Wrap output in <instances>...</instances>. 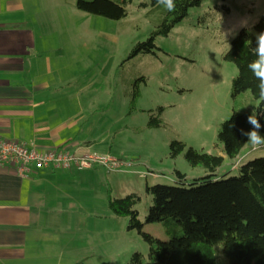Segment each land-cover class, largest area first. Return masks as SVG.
Here are the masks:
<instances>
[{
  "label": "rangeland",
  "instance_id": "374dc122",
  "mask_svg": "<svg viewBox=\"0 0 264 264\" xmlns=\"http://www.w3.org/2000/svg\"><path fill=\"white\" fill-rule=\"evenodd\" d=\"M152 1L132 0L127 15L119 20L81 11L77 0L44 1V13L53 28L68 32L65 45L72 56L74 52L84 56L79 79L88 85L87 99L97 98L98 139L112 143L110 154L133 163L121 171L99 167L87 172L90 176L77 188L81 211L65 220L71 229L63 234L64 242H78L79 249L63 264H132L134 253L148 255V237L170 243L174 231L149 218L152 196L146 191L147 183L176 185L175 170L188 181L205 175L203 167L190 165L184 152L173 157L171 141L181 140L187 147L221 155L223 148L217 139L221 124L234 109L252 111L259 102L251 90L232 97L238 70L224 55L236 35L226 38L224 31L246 17L259 22L264 0H204L190 8L168 35L156 37L155 53L130 57L134 45L146 40L162 19V6ZM258 22L248 30L257 33ZM159 106L164 107L163 125L151 128L150 115ZM260 156H264V147L257 149L248 143L236 162H224L217 176L238 174L239 164ZM148 171L163 175L155 178ZM131 193L141 197L135 205L141 231L129 229V217L117 216L108 206L110 194L123 197ZM76 225L80 232L73 230ZM76 255L79 259L74 261Z\"/></svg>",
  "mask_w": 264,
  "mask_h": 264
},
{
  "label": "crops",
  "instance_id": "0c3cea01",
  "mask_svg": "<svg viewBox=\"0 0 264 264\" xmlns=\"http://www.w3.org/2000/svg\"><path fill=\"white\" fill-rule=\"evenodd\" d=\"M44 1L0 0V136L38 150L111 153L112 143L98 139L97 98L87 99L79 79L84 56H72L68 32L53 28ZM97 168L23 176L0 162V264H63L75 255L79 243L63 241L65 220L81 211L77 188Z\"/></svg>",
  "mask_w": 264,
  "mask_h": 264
},
{
  "label": "trees",
  "instance_id": "16d2710c",
  "mask_svg": "<svg viewBox=\"0 0 264 264\" xmlns=\"http://www.w3.org/2000/svg\"><path fill=\"white\" fill-rule=\"evenodd\" d=\"M131 1L77 0L76 6L84 12L119 20L127 15ZM203 1L173 0L174 7L169 10L163 0H153L154 5L163 8L162 19L146 40L134 45L130 57L155 53L156 37L168 35L178 22L188 16L190 8L202 5ZM257 29L258 32L264 31V16ZM255 34L241 29L224 58L233 62L238 70L232 81V97L251 90L259 101L255 107L264 110V100L258 96L257 81L248 70L249 62L255 59ZM135 95H138L137 90ZM163 111L164 107L159 106L157 112L150 115L149 127L163 125ZM250 113L251 110L234 109L230 118L221 124L217 139L226 158L187 147L181 140L171 141V155L177 157L184 152L190 165L203 167L205 175L188 181L184 173L175 170L176 185L147 183L146 191L152 196L149 218L164 222L174 234L170 243L148 237V255L134 253L132 264H264V156L239 164L238 174L217 176L224 162H236L248 144L247 137L240 130H250L247 122ZM260 122L264 125V117ZM233 124L235 127H231ZM261 131L264 132V127ZM140 200L137 193L123 197L110 194L108 206L117 216L129 217V229L141 231L139 210L135 208Z\"/></svg>",
  "mask_w": 264,
  "mask_h": 264
},
{
  "label": "built area",
  "instance_id": "2783aa9c",
  "mask_svg": "<svg viewBox=\"0 0 264 264\" xmlns=\"http://www.w3.org/2000/svg\"><path fill=\"white\" fill-rule=\"evenodd\" d=\"M0 162L14 166L17 172L23 176H26L31 170L43 168L84 170L103 167L105 170L113 172L121 171L132 165V162L117 158L110 153H78L64 148L38 150L25 142L1 136Z\"/></svg>",
  "mask_w": 264,
  "mask_h": 264
},
{
  "label": "clouds",
  "instance_id": "9594fccd",
  "mask_svg": "<svg viewBox=\"0 0 264 264\" xmlns=\"http://www.w3.org/2000/svg\"><path fill=\"white\" fill-rule=\"evenodd\" d=\"M163 2L169 10L173 9V0H163ZM256 22H258V20H254L251 17L243 18L242 23L240 21H236L235 26L224 31L226 38L229 35H232L233 37L237 35L240 28L245 30L253 28ZM255 41L256 46L253 49L255 59L249 62L248 70L257 81L259 98L264 100V31H260L255 34ZM261 117H264V110L253 107L251 113L247 117V122L251 126L250 130H240L241 134L247 137V142L257 149L264 147V134H261L260 131L261 128L264 127V125L260 122ZM231 127H235V125L233 124Z\"/></svg>",
  "mask_w": 264,
  "mask_h": 264
}]
</instances>
